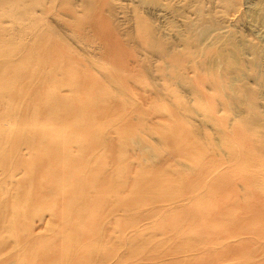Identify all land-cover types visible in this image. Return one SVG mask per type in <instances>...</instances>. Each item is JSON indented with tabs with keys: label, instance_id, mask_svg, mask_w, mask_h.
<instances>
[{
	"label": "rangeland",
	"instance_id": "obj_1",
	"mask_svg": "<svg viewBox=\"0 0 264 264\" xmlns=\"http://www.w3.org/2000/svg\"><path fill=\"white\" fill-rule=\"evenodd\" d=\"M232 14H237V18L231 17ZM228 25L227 36L220 35V28ZM263 35L264 0H0V205L9 199L12 207L9 206L14 209H0V213L9 216L10 221H6L1 237L8 240L7 244L14 243L13 246L1 247L0 252L5 250L0 253V261L21 264L20 261L25 260L23 257L29 261L32 259L30 253L24 255L19 248L16 241L19 233H15L11 225L19 215H23L21 211L32 205L33 199H21L17 192L25 188L35 194L39 190H52L57 185L54 180L57 175L40 171L43 160L55 155L51 144L55 140L61 142L66 152L60 157L64 163L83 165L79 167L80 174L95 167L103 169L99 176L106 171L109 175L111 171L109 177L119 178L126 195L125 201L116 199L114 204L96 212H101V215L107 213L111 206L128 205L127 211H118L113 222L105 225L110 238L104 244L101 241L83 243L87 251H96L87 254L84 263L210 264L208 254L214 253L211 249H217L219 244L212 245L206 238L203 222L195 223L191 217L192 202L183 198L187 196L188 176L193 166L187 155L190 120L202 112L204 117L208 105L200 107V95L195 99L192 91L198 89L202 93L205 88L213 98L219 97L217 105L215 101L210 104L215 107L212 114L217 116V109L221 107V112L219 109L218 112L222 114L217 118L231 117L233 120H230L234 121L225 113L230 102L225 94L229 91L225 93L226 90L220 86L229 79L224 80L223 75L231 78L233 89L230 92L235 99L241 82L251 83L253 87L257 83L255 80L264 75ZM243 62L248 66L246 70ZM230 65L231 75L228 71ZM257 65L262 67V71H258L260 74L256 72L259 69ZM241 66H244V71L254 68L250 70V78H243V81L238 80L240 75L236 71L241 72ZM226 69L230 76L225 73ZM29 73L31 75L28 76ZM206 79L213 84L207 81L206 85ZM15 85L20 86L17 93ZM251 85H246L247 91L253 92L254 99L257 98L256 101L264 106V102L261 103L263 98L258 101L260 95L264 97V86L257 84L252 89ZM30 90L35 94L28 99L31 94L27 92L33 93ZM248 96L244 97L243 91V97ZM228 97L231 98L230 95ZM242 98L233 101L242 103ZM251 99L249 102L254 103ZM194 103L198 109L192 110ZM261 106L257 108L259 112L263 109ZM25 109L27 112L32 110L28 116ZM261 113L263 117L264 110ZM98 115L102 116H99L100 120ZM220 125L223 123L219 124L218 120L211 125L203 124V127L208 129L210 126L209 129L213 130H210L212 136L208 134V137L216 141L213 139L210 143L226 153H220L222 161L237 156L236 162L241 163L247 148L236 141L237 147L228 149L227 141L230 139L225 140L216 129ZM39 133L45 134L44 140H36ZM222 139L223 148H218L217 144ZM210 143L206 145L213 148ZM241 144L243 146H239ZM113 146L117 154H114ZM92 148H95L103 165L97 162L83 164V158ZM245 162L244 159L242 163ZM244 170L237 169L231 174L235 176L240 172L248 176L250 170ZM241 181L243 179L229 185L236 187L240 182L238 186L243 194L240 189L239 192L248 204L252 200L247 195L248 186L256 188L258 195L261 191L251 184L252 181ZM109 185L116 186L114 183ZM223 191L225 196L233 195V191ZM60 196L56 193L48 200ZM233 201L237 204L236 198ZM53 210L54 207H50L44 213L40 209L32 213L35 215L30 222L40 236H47L55 229ZM248 221L249 226L244 233L231 239L236 248L242 247L239 240L247 243V247L238 256L230 255L225 264H248L247 258L251 259L249 264L259 261L264 264V217ZM74 235H69L72 240ZM205 239L208 241L206 246ZM38 248L46 249V245L42 242ZM221 250L225 254L231 253L227 248L222 247ZM15 253L20 255L19 260L15 259Z\"/></svg>",
	"mask_w": 264,
	"mask_h": 264
},
{
	"label": "bare ground",
	"instance_id": "obj_2",
	"mask_svg": "<svg viewBox=\"0 0 264 264\" xmlns=\"http://www.w3.org/2000/svg\"><path fill=\"white\" fill-rule=\"evenodd\" d=\"M12 1H15V0H12ZM239 12H241V11H239ZM233 14L231 17H233V16L235 17L237 15V14L236 15H233ZM236 18H237V16H236ZM224 19H222V20L224 21ZM232 20H233V18H232ZM260 29L262 30V28H260ZM45 31H47V30H45ZM228 31H229V25H228V27H225V26L221 27L219 30V34L227 36ZM43 33H44V35H47L46 32H43ZM43 33H41V34H43ZM260 35H262V34H260ZM40 38L42 39L41 36H40ZM260 38H262V36ZM263 39H261V41ZM44 41H46V40L43 39V42ZM37 42L38 41H36V44H37ZM43 42H42V46H43ZM39 43H40V41H39ZM48 46H49V44H48ZM50 46H51V44H50ZM157 51H159V49ZM46 53H47V51H46ZM47 57H48V55H47ZM41 62H42V60H41ZM229 62L227 64V67H229ZM32 64H34V63H32ZM76 64H78V63H76ZM262 64H263L262 67H264V63H262ZM260 65H261V63H260ZM79 66L80 65H78V67ZM246 66H247V64H245L244 70H246V68H248V66L247 67ZM257 66L259 68V65H257ZM199 67H201V66H199ZM262 67H260V68L262 69ZM243 68H244V66L243 67L241 66V72L239 70H236L240 75V77L238 78L239 81L240 80L243 81V78H247V79L250 78V75H251L250 70L254 69L253 67H252V69L249 68L248 69L249 73H248V70L244 71ZM260 68L256 71L257 73L259 70H261ZM29 69H31V68H29ZM227 69H226L225 73L228 74L229 73L228 71H230L229 74L231 75V73L233 72V71H231L232 65H230V68L228 69V71H227ZM29 71H31V70H29ZM28 72H26V75ZM83 72H84V70H83ZM256 72H254L253 74H255ZM8 73L10 74L9 71H8ZM80 73H81V71H80ZM5 74L7 76H9V74H7V73H5ZM81 74H83V73H81ZM207 74H209V73H207ZM258 74H260V73H258ZM26 75L24 74L23 76L26 78ZM29 75H31V74L29 73L28 76ZM228 75H227V77H228ZM224 76L225 75H223V79L224 78L229 79V81H226L225 83H221L222 86H220V87L223 88L224 91L226 90L225 93H228V91H229V94H227V95L225 93L224 94H225V97H227V100L229 99L228 101H230V102H228L229 104L226 106L227 110H229V111H227L225 109L226 110L225 113L229 114V117L232 116L235 120L232 121L233 119L231 117L229 119L227 117H226L227 119H222L223 117L217 118L218 114H219L218 109L221 112L222 108L218 107L217 116H216V113L212 114V112L215 111V107L210 105V104L213 101H215V103L217 105L216 101L219 99V97L213 98L207 90H204L205 88L203 89L202 93H200L198 91V89H193L192 93H194L196 95L195 99H198L199 95L203 97V98H200V96H199V99L202 102L200 107H202V108L207 107L206 108L207 112L204 111V115H205L204 117H203V112H202V114H200L201 111H198V113L200 112L199 116H197L198 114L194 115L195 113L192 110H193V108H197L198 105H195V103L193 104L191 111L194 113L193 114L194 117H192L190 120V122H191V128L189 131L190 141H189V143H187V149H188L187 155H189V158L191 160L190 163L193 166H192V170L190 169L192 171V173L188 176L187 196L183 197V198L188 199L189 201L192 202L191 217H192V219L194 218L196 220V221H194L195 223L198 222L199 220H201L203 222V224L205 226H203L202 228H204V232L206 233V238L210 239V242L212 243V245L213 244L214 245L219 244L217 249H216V247H213L211 249L212 252H214V253L208 254V257H209L208 260H209L210 264H212L211 262H213V264H217V263L218 264H225V259H229L230 255H237V254L240 255L239 253L243 252L242 250L244 249V247H247V243H243L244 241L239 240L238 242L241 244L240 246H242V247L236 248V246L231 242V239H236V237L238 235H240V233H244V231L246 230V227L249 226L248 222L250 220L248 221V219L256 218V217H260V218L264 217V118H263L264 116L261 117L263 115V113H261V112L264 110V106H261L262 104L260 105V103H258L256 101L257 98L254 99L255 97H253L254 96L253 92L250 94L247 91L246 85H249V84L251 85V83H249L248 81H246V82L249 84H245V83L241 82L240 88L238 85L237 97L235 99L233 94L230 92V90L233 89V82H232L231 78H226ZM254 76L258 77L259 75H257V76L254 75ZM82 77L83 76L81 75L80 78L82 79ZM5 78H6V76H5ZM25 78L24 79L22 78V79L25 80ZM81 79H79V80H81ZM247 79H245V80H247ZM224 80L222 82H224ZM22 81H21V83H22ZM38 81L40 82L41 80L38 79ZM205 81L206 82L209 81V83H210V80L206 79ZM39 82H37V84H39ZM82 82H83V79H82ZM200 82L201 81H199L198 84H200ZM255 82H257V83L253 84L254 86L255 85L257 86V84H260V86L263 87L264 86V75L262 76V78L260 77L258 80H255ZM21 83L19 84L20 86H22ZM207 84H208V82L206 83V85ZM210 84H213V83L211 82ZM20 86H16L17 87V90L15 89L16 93L18 91V88L20 89ZM250 87H252V85ZM253 87H252V89H253ZM244 88L246 90H243ZM263 90L264 89L262 88V91ZM30 91L33 93L27 92L28 94H31V95H28L29 96L28 99L30 98V96H32V94H35L34 91H32V90H30ZM243 91H244V97H247L249 94L251 95V97L248 96V98H244L243 97ZM255 91H257V89ZM246 94H247V96H246ZM258 94H262V92L261 93L258 92ZM258 94H257V96H258ZM228 95H230V97L232 95L233 96V97H231L232 99L229 98ZM240 96H242L243 98ZM260 96H261V99L259 98ZM260 96L258 97V99H260L258 101H261L262 98L264 99V97L262 95H260ZM11 97H13V96H11ZM240 98L243 99L242 103H240L241 101L236 103V101L241 100ZM249 98L250 99L253 98L255 102L254 103L249 102V100H248ZM15 99L17 100V98H15ZM15 99H14V101H15ZM253 99H251L252 102H253ZM233 100H236V101H233ZM246 101H248L249 103ZM218 102H220V101H218ZM263 102L264 101L262 100L261 103H263ZM14 103H13V106H14ZM206 103L208 105L205 107ZM249 104H251V106ZM260 106L263 107V109L260 108L262 111L259 112V110L257 108ZM224 107L225 106H223V108ZM197 109H195V110H197ZM25 110L24 111L27 112V109H25ZM31 111L27 112L26 116H28V113H30ZM22 114H21V118H23ZM221 114L222 113H220L219 115H221ZM227 114L224 116H227ZM260 114H261V116H260ZM24 115L25 114H23V116ZM201 115H202V117H201ZM99 116L100 115H98L97 118H99V120H100V117H102V116H100V117ZM241 116H242V120H241ZM19 117H20V115H19ZM212 117H214L213 119L215 121L218 120L219 124H220V122L223 123V125H220V128L218 127L219 129L218 128H216V129L218 131H220V133L223 135L225 140L230 139L227 141V145L229 146V147H227L228 149L237 147L236 141L243 143L244 147L247 148L245 150L243 156L241 157V163H239L238 161L236 162V160L238 159L237 156H234L231 160L222 161V159L220 158L221 157L220 153H222V151H220V149H221L220 146L223 148V143H222V142H224L223 139H222V141L220 140L221 141L220 144H217V143H215L216 140L212 137L215 140L213 143L219 145L218 146V148H220L219 150L216 148L217 146H215V145L213 146L210 143V141L213 139L209 138L208 134H210V130H212V129H209V128H211L210 126L208 127V129H207V127L206 128L203 127V124L204 125H209V124L211 125V123L214 121L213 119H211ZM97 118H96V120H97ZM230 119H232V120H230ZM102 120H104V119H102ZM212 132H213V130H212ZM44 135H45L44 133H39L36 140H38V141L44 140ZM205 135L207 138L205 137ZM218 138L219 137H217V139ZM106 139L109 142V140H108L109 138H106ZM218 142H219V140H218ZM208 143H210L209 145L210 146L212 145L213 148H210V147L208 148V146L206 145ZM51 144L53 145V147L55 149V155H52V157H50L49 159L43 160V163H41L42 170H40V171L46 170L45 173H53V174L57 175V178L54 179L55 182H57L56 183L57 185H55V187H53L52 190H39L38 189L39 191L36 192L35 194H31V192L26 191L25 188H22L20 192H17V195L21 199H26V198L33 199L32 205L27 207L26 211H21L20 213L23 215H19L18 219L13 221V225H11V226H14L13 228L15 229V233H19V235L17 236V240H16L17 243L19 244L18 245L19 248L22 249V251L24 252V255H27L28 253H30L32 255V259H31L32 262L27 260L26 257H23L25 260H24V262L21 260L20 263L21 264H39V263L45 264L46 262H49V263H55V264H90L89 261L84 263L86 255L87 254L91 255V254L95 253L96 251L94 250L95 252L93 251V253L87 251L86 249H84L83 243H89V242L93 243V242H100V241L103 243L105 240L109 239L110 238V231L108 229H105V227H106L105 225L107 223L109 224V222H113L112 220H114L116 218V216L118 215V213H117L118 211L122 210L123 212H125L128 210V205L126 203H123L121 205V207H119V208L111 206L108 209L107 213H105V214L100 215L101 212L99 214H97L98 209H101L104 206L109 207V205L114 204V201L116 199H122V201L126 200L125 191L123 189V183L120 182L119 178H116V180H115V179H113L112 176L109 177L111 174V171H110L109 175L106 171L105 174L101 173V175L99 176L98 174L103 170L101 168L95 167L94 169H91L90 171H88L85 174H80L79 167H81L83 165H77L76 166V165L69 164L67 162L64 163L60 159L61 156H64L66 154V152H64V150H63L64 147L60 145L61 142H57V141L53 140V141H51ZM113 145H115V143H113ZM243 145L241 144L239 146H243ZM85 148L86 147L83 146V149H85ZM238 148H236V149H238ZM112 149H114L113 150L114 154H117V153H115V147ZM106 153H107V151H106ZM222 154L225 155L226 153H224V151H223ZM96 157H98V159H95ZM224 158H225V156H224ZM34 159H35V157H34ZM34 159H33V161H34ZM83 159H84L83 164H90V163L97 162L98 164L103 165L101 160H100V156H98L95 148H92L87 153V155H85V157ZM93 159H95V160L93 161ZM244 159L246 162L242 163V161ZM37 161H39L38 158H37L36 162ZM128 162H130V161H128ZM109 164H111V163L109 162ZM111 165H109V166H111ZM131 165L132 164H130V165L127 164V166H130V167H131ZM237 169H241L242 171L244 169H245L244 171L250 170V173L248 176L246 174L241 175L240 172H238L237 175H235V176L232 175L231 172L235 173ZM110 170H112V167ZM153 170H154V168H153ZM60 171L64 172L65 174L61 173ZM127 171H128V169H127ZM148 174H149V172H148ZM153 174H156V173L154 172ZM36 175L39 176L38 173H36ZM70 177H74L71 180V182L68 181V179H70ZM152 177H154V176H152ZM35 178H36V176H35ZM150 179H151V177H150ZM242 179H243V181L245 180L247 183L252 181L251 184L256 185L260 189V190L259 189L258 190L261 191L260 195H258V191L255 190L256 188L254 189L251 186H248V184H247V186H248L247 195L250 198H252V200L249 201L248 204H245L244 199H242L244 197V195H242L243 194L242 189H240V187L238 186L240 182L237 183L238 185L236 187H233L234 186L233 184H232V186L229 185L232 182H234V184H235V182H237V180H242ZM248 180H249V182H248ZM243 181H241V182H243ZM36 182H37V179H36ZM109 183L110 184L114 183V185H116V186H114V187H112L110 185L107 186V184H109ZM243 183H245V182H243ZM129 185L130 184H128V187H130ZM245 186H246V184H245ZM22 187H24V186H22ZM223 189H225V190L227 189L228 191H233V195L231 193H229L230 195L227 194L225 196V194L223 193L224 192ZM239 189H240L242 194L239 192ZM126 191H128V190H126ZM56 193H59L61 196L59 198H54L52 201L48 200L49 197H51L53 194H56ZM133 193H135V192H133ZM233 198H236L237 204L234 203ZM5 201H6V203L0 205V209L2 207L1 210H4V209L5 210H9V209L14 210L13 208H10V206L12 205V203L10 202L11 200L7 199ZM50 202L52 203V205L47 207L48 204H51ZM115 202H117V201H115ZM50 207H54V210L52 212L55 216L56 227L51 234H49L47 236H40L39 233L35 232V230L33 229V224H32V222H30V221H32V219L35 215L32 213L34 211H36L37 209H40L41 212L44 213L45 209L46 208L48 209ZM160 209L162 210L163 208H160ZM0 216H2L0 218V249H1V247H3V248L8 247V245L13 246L14 243L12 241L9 244H7L6 242L8 240L2 239L1 234H2L3 230H5L6 221H9V218H8L9 216H4V214H1V213H0ZM96 218H97V220H96ZM251 220H253V219H251ZM219 229H221L220 232L217 231ZM72 233H74L76 235V236L74 235L75 237L73 238V240L69 236ZM207 233H208V236H207ZM210 237H212V238H210ZM243 240H245V239H243ZM42 242L46 245V249L38 248L39 244H41ZM203 242H205V246H206V243L208 244L207 239L203 240ZM225 245H226V247H224ZM10 246H9V248H10ZM222 247H223V249L227 248V251L231 250V253L230 254L228 253L229 254L228 255L226 252V254H225L221 250ZM248 247H249V245H248ZM251 247H252V245H251ZM9 248H7V249H9ZM205 248H206V250H208L207 247H205ZM219 248H221V249H219ZM2 250H1V252H3L5 249L3 251ZM203 253H205V252H203ZM253 254H256V252ZM253 254H251V255H253ZM19 257H20V255L15 253V259L17 258L19 260L20 259ZM39 257L44 258V259H40ZM261 258L259 260H261ZM37 259H38V261H37ZM202 260H204V259H202ZM248 260H251V259L247 258V260H246L247 263L249 264ZM252 261H254V260H252ZM252 263L250 262V264H252ZM0 264H6V263H4V261H0Z\"/></svg>",
	"mask_w": 264,
	"mask_h": 264
}]
</instances>
